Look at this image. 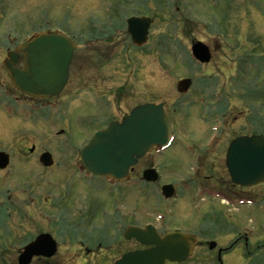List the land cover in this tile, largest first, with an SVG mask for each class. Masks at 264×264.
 <instances>
[{
	"label": "rangeland",
	"instance_id": "obj_1",
	"mask_svg": "<svg viewBox=\"0 0 264 264\" xmlns=\"http://www.w3.org/2000/svg\"><path fill=\"white\" fill-rule=\"evenodd\" d=\"M184 1L150 2L148 14L154 18L149 42L139 49L132 46L124 22L136 12L135 0H0V85L7 88L5 92L0 86V152L10 156L8 166L0 170V264H17L22 248L41 234H49L59 245L78 238L73 231L85 239L82 235L96 229L106 239L116 218L113 201L122 224L193 227L199 222L195 227L204 229H198L202 240L233 241L234 233L246 237V245L239 242L220 256L222 264H264L263 184L250 193L238 187L227 205L200 195L193 201L182 197L170 206L159 192L162 183L185 176L197 153L202 155L198 162L202 175L220 176V188L227 190L229 140L264 135V4L259 12L246 5L236 9L226 5L224 14L223 7L210 8L206 0H189L186 5ZM47 30H58L76 43L66 90L48 103L26 95L30 100H15L19 91L11 89L3 70L6 54ZM198 42L209 51L207 64L200 65L191 56V46ZM184 78L192 85L182 96L175 88ZM217 94L230 99L219 108L225 128L221 140L206 148L203 141L207 135L215 136L218 123L200 113L215 112L209 102ZM143 104H163L175 128L170 148L151 156L158 182L137 184L134 190L125 184L118 200H113L117 196L109 188L89 193L84 183L75 181L77 167L68 166L78 163L80 150L97 129ZM185 144L191 154L181 149ZM43 152L52 156L53 167L39 165ZM147 162L146 157L135 171ZM248 193L254 197L252 206L246 204ZM100 210L107 214L99 216ZM125 228L117 227L120 233ZM134 247L124 241V251ZM62 255L45 264H81L69 253ZM216 257V250L198 247L182 264H218Z\"/></svg>",
	"mask_w": 264,
	"mask_h": 264
},
{
	"label": "water",
	"instance_id": "obj_2",
	"mask_svg": "<svg viewBox=\"0 0 264 264\" xmlns=\"http://www.w3.org/2000/svg\"><path fill=\"white\" fill-rule=\"evenodd\" d=\"M151 21L146 18H131L127 21V32L135 46H142L147 40ZM75 43L60 32L40 33L23 43L15 52L9 53L10 61L4 62L12 86L31 98H52L64 87L68 67ZM23 57L22 67H14L18 55ZM191 54L199 63L210 60L208 49L201 43L193 44ZM191 86L189 79L176 85V91L184 94ZM171 140V128L163 109V104H144L135 107L121 123H110L104 130L96 132L81 150L82 169L94 176L124 181L128 170L138 159L154 147L165 148ZM8 156L0 153V170L8 166ZM44 167L53 164L49 153L40 156ZM225 165L231 182L242 188L264 183V136L253 135L234 139L227 148ZM155 170L143 174L145 182H155ZM173 194L170 186L162 188L164 198ZM126 240L134 238L144 246L153 248L127 253L115 264H164L182 263L188 260L196 244L193 237L172 233L159 238L151 226L144 230L128 228ZM215 248L209 244V250ZM56 252V244L47 234L37 236L27 244L17 259V264H30L33 257L50 258ZM218 252V263L222 264Z\"/></svg>",
	"mask_w": 264,
	"mask_h": 264
},
{
	"label": "flooded vegetation",
	"instance_id": "obj_3",
	"mask_svg": "<svg viewBox=\"0 0 264 264\" xmlns=\"http://www.w3.org/2000/svg\"><path fill=\"white\" fill-rule=\"evenodd\" d=\"M156 1L157 0H135L136 12L130 14L128 18H130V17L146 18V19H149L151 22H153L152 19L154 17L149 16L148 13H151V9H152L150 7V2L155 3ZM206 1H207V4L210 8L220 9L223 7L224 9L222 10V12H224V14H225L226 5H228V7H231L232 9H236L237 6L243 7L246 5L249 8L250 7L255 8L254 11L259 12V10L261 9V6L264 4V0H206ZM188 3H189V0L184 1V5H186ZM222 12H221V14H222ZM230 12H231L230 14L233 15L232 11H230ZM155 14L156 13H154V15ZM128 18H126L124 21L125 25H126V20ZM104 30H106V28ZM106 33H108V32H106ZM148 34H149V31H148ZM221 36L224 37L223 34H221ZM106 40H108V39H106ZM147 41L149 42L148 36H147ZM10 52H12V51H10ZM8 53L9 52H7L6 56L8 55ZM6 59H7V57H6ZM4 61H3V63H4ZM8 61H10V59ZM71 61H72V57H71ZM71 61H70V63H71ZM22 64H23V57L19 54L14 67L21 68ZM97 66L99 67V66H101V64H99ZM69 67H70V64H69ZM69 67H68V76H67L66 83H65L64 87L62 88V90L60 91L61 94H58V96H55L52 98H45L44 100L47 103L50 100L55 99V98L61 96L62 94H64L66 87H67V84L69 83ZM3 70H4V68H3ZM5 73H6V71H5ZM6 75H7V73H6ZM0 86H2V88L6 92V90H7L6 86L5 85L3 86V83H1ZM11 89H12V85H11ZM17 93L19 96H18V98H15V100H20V102H23V100H26V101L28 99L30 100V98L26 97L25 95H23L19 92H17ZM39 100H41V99H39ZM212 100H213V102H209V104L211 106L213 104V108L216 109L215 112L210 114V113H206L205 111H201L203 114L200 113V115H207L209 117H210V115L213 116V120L215 119V122L218 123V127L214 128L215 130H217L215 132V136L212 138V136L214 134L213 135L212 134L207 135L208 137H205V139L203 141V143H205V144L202 146H204L206 148L211 146V144H213L212 145V148H213L221 140V133L220 132H222L225 128V121H223L224 118L222 117V113L219 111V108L225 102H228V103L230 102V99L228 97L221 96L220 94L215 95L212 98ZM31 101H33V100H31ZM205 101H206V97H203L201 99V103H200L202 105V108H201L202 110H204V108H205L204 107ZM166 116H167V114H166ZM214 116L216 118H214ZM124 118L125 117H123L122 119H120L118 121L113 120V121L109 122L108 124H110L112 122H122V120ZM210 119H212V118L210 117ZM108 124L97 129L96 131H100V130L105 129L108 126ZM169 125H170L171 130H172V141H171L170 145L165 149L153 148L150 152L145 154L143 156V158L137 160L136 164L128 170V177L126 178L125 181L119 182V181L110 180L107 178H99V177H95V176H91V175H86L82 171V169L80 168L79 161H78V163L72 162L68 166V167H72V168L77 167L76 171L78 172V174L75 173V181H77L79 183H84L86 186V190L92 194L101 193L106 188H109V190L112 193H114V195L117 196V198L113 197L114 198L113 200H115V199L118 200L119 195L122 196V194L124 193V190H125V184H129L130 185L129 188L132 190L136 189L137 184L139 186L141 184L146 185V186L147 185L148 186L154 185L159 180V174H158V170L156 168V165L151 160V156L154 153H157V152L160 153V152L168 150L170 148V146L173 144L174 139H175V136H174L175 135L174 134L175 128L172 124L169 123ZM210 137H211V139H209ZM237 137L238 136L233 137L229 140V142L227 144V148H228L229 144ZM189 144H190L189 147L192 148L191 149L192 151H195V149H197V148H195V145H194L195 143L190 142ZM185 145H186V147H185ZM185 145L181 146V149L183 151L187 152L188 154H191L190 150L187 148V144H185ZM193 148H194V150H193ZM227 148H226V151H227ZM204 150L207 151L208 149H204ZM226 151H225V157H226ZM43 153H41V154H43ZM41 154H39V156L37 158L38 161H39V157ZM196 155H197V157H196L197 160H196L195 164L191 165L189 167L188 171L185 172L184 177L180 178L179 180H174L172 182L170 181V182L162 183L160 185V187H159L160 194H161L162 187H164V186H170L172 188V191H173L172 198L166 199L164 201L170 202V206H172V205L174 206V202L180 200V198H182V197H185V198L189 199L190 201H193V199L198 198V196L202 195L203 198L207 197V201H210V202L216 201V202H221V203L226 202V205H227L229 202L232 201L233 197H235L237 195L235 192V189H237L238 186L234 185L231 182L230 177L228 175V172H226L227 174H225V177H226L227 181H225V183L228 186H227V190L222 191V188H220V185H219V182H221V180L219 178H221V177L220 176L213 177V176L202 175V172H204V168H202L200 170V168H199L200 164H198V162L201 160L202 155L200 153H197ZM146 157L148 158L147 165L144 166V169H141V170L139 169L138 172H136L135 167L142 160H145ZM9 158H10V156H9ZM198 165H199V167H198ZM53 166H54V164H53ZM53 166H51V167H53ZM51 167H48V168H51ZM42 168L48 169V168H44V167H42ZM211 168H212V166H211ZM208 169L210 171V167ZM214 169H215V166L213 165V171H214ZM225 169L227 171L226 165H225ZM147 170H155L156 171V173L158 174V180L156 182L146 183L143 181V174ZM177 182H180V184H177ZM262 184L264 185V183H262ZM259 185H261V184H258L256 186H259ZM256 186L249 187V188H241L240 190L243 191L242 189H245V190H248L247 192H249V191H251L252 188H254ZM249 193L246 196V198L248 200V202H246V204H247V206H252L253 205L252 201L254 200V197ZM222 200L224 202H222ZM116 202H118V201H116ZM112 203L114 205L115 201H113ZM113 205H112V208L115 211L114 214L116 215V218L112 220L113 224H112V227L110 229V234L109 233L106 234L107 235L106 239H101L99 236L100 231L96 230V229L93 230L92 233L89 232V234L86 233V234L82 235L83 237H86L85 239H79L78 233L73 231L72 232L73 235L78 236V238H73V240H68L65 242L63 241L61 245L57 244L55 255L58 254V256L59 255L61 256V252L63 253V255H65V253H69L70 256L72 257V260L80 261L81 264H115L118 260L121 259L122 256H124L127 253L149 249L151 246L144 247L140 243H138L135 239H130L127 242L128 243L132 242L133 244H135V247L132 250L124 251L123 245H124V241H126L124 239L125 231L130 227L142 229L146 225H139V224L137 225L135 223L122 224L120 222V220L118 219L120 217V213H118V208H117V206L114 207ZM102 210L105 211L104 208H102ZM102 210L99 211L101 213V214H98L99 216L100 215L102 216V212H103ZM103 213H106V212H103ZM78 215H81V214H78ZM93 215H95V214H93ZM91 217H92V215H91ZM212 217L215 219L214 214L212 215ZM193 219L199 220V219H197V217H193ZM198 223L199 222H197L196 224L194 223V225L191 224L193 227H163L161 222L158 223L156 226H153L152 224H150V225H152L154 227L156 233L158 234V236L160 238H162L166 234H170L173 232H180L182 234L189 235V236H192L193 238H195L196 245L192 251L191 257L193 256V253H194L196 248L208 247V244L211 242L216 244V248L214 250L210 251V252H214L216 250V256H217L216 260L218 258V251L219 250H221L220 256L222 257L223 255H226V254L230 253L231 251H233L234 246H236L239 242H243L244 245L247 244L248 238L240 237V236L237 237L235 233H234L235 237H234L233 241H220L219 239L202 240V234H200L199 230H202V232H203L204 229L202 227H195V226H198ZM117 227H126V228L124 231H122V233H120L119 230L117 229ZM72 233L70 236H72ZM112 234H114V235H112ZM226 242H229V243H226ZM221 243H226V244L222 245ZM55 255L49 259H46L43 257H34V258H32L31 263L33 262V260H35V261H37V263L45 264V263H48L49 261L53 260L55 257H57ZM63 255H62V258H64ZM248 256H249V254H248Z\"/></svg>",
	"mask_w": 264,
	"mask_h": 264
},
{
	"label": "bare ground",
	"instance_id": "obj_4",
	"mask_svg": "<svg viewBox=\"0 0 264 264\" xmlns=\"http://www.w3.org/2000/svg\"><path fill=\"white\" fill-rule=\"evenodd\" d=\"M91 2V1H90Z\"/></svg>",
	"mask_w": 264,
	"mask_h": 264
}]
</instances>
